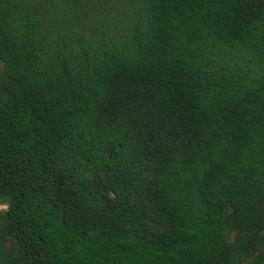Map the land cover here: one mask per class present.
<instances>
[{"label": "trees", "instance_id": "16d2710c", "mask_svg": "<svg viewBox=\"0 0 264 264\" xmlns=\"http://www.w3.org/2000/svg\"><path fill=\"white\" fill-rule=\"evenodd\" d=\"M0 264H264V0H0Z\"/></svg>", "mask_w": 264, "mask_h": 264}, {"label": "rangeland", "instance_id": "374dc122", "mask_svg": "<svg viewBox=\"0 0 264 264\" xmlns=\"http://www.w3.org/2000/svg\"><path fill=\"white\" fill-rule=\"evenodd\" d=\"M1 66H2V62L0 61V69H1Z\"/></svg>", "mask_w": 264, "mask_h": 264}]
</instances>
